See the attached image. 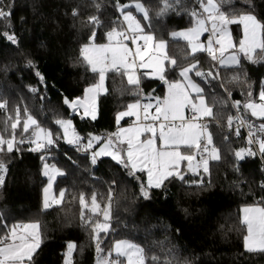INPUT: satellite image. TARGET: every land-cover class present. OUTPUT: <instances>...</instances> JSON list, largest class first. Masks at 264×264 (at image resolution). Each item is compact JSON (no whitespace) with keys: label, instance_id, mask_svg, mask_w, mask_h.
Segmentation results:
<instances>
[{"label":"trees","instance_id":"trees-1","mask_svg":"<svg viewBox=\"0 0 264 264\" xmlns=\"http://www.w3.org/2000/svg\"><path fill=\"white\" fill-rule=\"evenodd\" d=\"M141 2L149 8L152 17L150 27H146L148 21H141L145 32L150 31L156 40L163 39L167 56L179 65L172 71L174 66L166 62L165 79H177L180 67L197 60L198 71H211L216 77L204 80L192 73L212 109V116L205 118L204 124L208 125L220 159L209 160L208 173L201 169L194 174L184 166L183 181L170 178L161 189H150L149 197L144 198L140 194V182L146 185L145 173L137 171L129 176L123 166L109 157H98L93 165L90 150L78 152L73 145L59 139L46 161L63 173L54 181L60 203L45 209L43 152H31L28 144H20L19 151L8 153L5 146V151L0 152V161L7 168L0 185V235L6 231L4 224L39 221L42 242L33 254V264H64L69 242L75 245L71 264H97V243L101 256L114 239L120 238L143 248L146 264H264V253L248 252L244 248L245 225L239 215L241 205L259 204L264 199L260 187L264 173L257 156L236 159L235 152L243 148V139L228 131V117L234 116V109L243 108L249 92L252 98L256 95L264 77V58H261L264 52H258L255 63L241 57L239 66L228 68L217 67L207 52H200L193 59L187 43L171 37L170 33L193 25L190 14L199 9L197 0H179L178 4L169 0L172 7L160 17L155 14L162 0ZM217 2L230 18L252 12L264 21V0ZM117 3L132 5L129 10L141 19L142 14L134 8L135 0H3V5H12L13 28L5 27L9 21L0 20V99L8 101V111L0 110V134L5 138L11 136L10 122L8 131H4L5 120L14 117L16 106L21 109L26 106L42 127L54 133L59 128L55 120L71 119L83 138L82 143L86 144L88 133L97 136L111 133L116 126V112L128 102L152 98L162 91L160 80L143 75L144 71L139 72L137 88L128 84L122 72L111 70L105 75V91L98 96L95 120L70 112L63 105V96L70 99L81 96L84 88L97 79V73L89 69L80 55L81 46L90 42V37L93 42H103L109 30L126 26ZM73 9L78 10V15L72 14ZM91 16H97L100 24L89 23ZM13 30L18 37L17 45L2 35ZM231 30L237 38L238 24L232 23ZM26 59L32 60L36 67H27ZM36 71L45 77L46 85L38 83ZM29 86L39 91L32 93ZM236 101L238 107L234 106ZM22 132L21 123L15 134L17 141L22 138ZM81 194L87 205L83 220ZM93 194L100 205L97 214L90 212ZM105 207L109 211L110 228L94 240L92 225L97 220L104 222Z\"/></svg>","mask_w":264,"mask_h":264},{"label":"snow or ice","instance_id":"snow-or-ice-1","mask_svg":"<svg viewBox=\"0 0 264 264\" xmlns=\"http://www.w3.org/2000/svg\"><path fill=\"white\" fill-rule=\"evenodd\" d=\"M198 10L191 12L193 27L180 32H171L173 38L180 37L188 42L193 59L200 52H207L213 61L217 60L219 54V63L239 64V53L253 63L254 53L257 49L264 52V21H261L252 12H241L238 15L229 17L221 10V3L217 0H197ZM179 3V0H175ZM3 5V0H0ZM116 7L120 10L126 28L118 30L112 28L106 33L108 44L96 45L91 43L84 44L80 48V55L84 61L91 67L93 72L99 73L98 84L91 85L84 89V98L65 96L63 103L76 112L83 108V116L96 119L95 94L103 88L105 73L108 70L122 72L127 77L129 85L139 87L140 80L137 76L139 69H150L143 75L158 76L166 85L167 91L163 98L155 97V111L150 112L153 107L151 102L141 105L140 100L127 105L126 111L116 114V122L119 125L122 117H137L133 125L127 128H117L107 137H101L87 134V144L82 143V137L76 132L71 119H57L54 121L58 125V130L54 133L51 129L44 128L29 113L25 106L21 109L19 106L14 108V117L8 116L5 120L4 131H8L10 122L11 136L5 138L0 134V152L6 151L12 153L19 151V145L25 143L24 134H27V143L32 145L31 152H50L52 147L63 139L68 144L76 145L78 149L85 151L91 150V163L95 165L97 158L101 156H110L112 160L123 166L129 176H134L137 171L147 174V184L140 182V194L144 198L149 197V191L152 188L161 189L165 181L172 179L184 180L181 163L186 162V171L198 173L201 169L204 173L209 171V160H219V150L213 145L212 135L208 131V125L202 123L204 117L212 116V109L205 103L204 90L201 88L190 73H195V77L207 80L215 79L211 71H198L199 61L191 63L186 67H180L179 76L181 80L169 82L165 79V63L174 67H179L174 59H170L166 52V42L163 39L156 40L149 31L145 34V28L141 21H148L151 25V14L148 7L141 0H135L134 8L137 13L142 14L141 19L129 10L132 5H120ZM172 7L169 0H162V6L156 12L160 17L166 14ZM12 5L0 6V20L9 21L6 28H13L10 23ZM72 14L78 15V10L73 9ZM23 22V18H21ZM239 22L243 26V36L239 39V47L233 44L228 25ZM89 23L99 25L100 20L97 16L89 17ZM211 25V35L208 38L207 45L200 42V35L209 31L208 25ZM2 35L12 45L18 44V37L15 31H4ZM95 32H93V37ZM142 43H138L141 42ZM131 44L133 47H129ZM217 45L218 47H214ZM234 51L225 57L227 49ZM264 58V57H261ZM26 66L35 68L36 65L30 59H26ZM38 83L46 85L45 77L36 71ZM29 91L37 93V87L29 86ZM138 95V93H137ZM230 96L231 93H228ZM248 101L244 104L246 110H250L253 116L264 117V82L261 83L259 93L260 102L256 103L252 99V93H248ZM43 99V97H42ZM151 101V97H150ZM234 106H239V101L234 102ZM189 115H185V110ZM0 110L8 111V101L0 99ZM141 111L143 117L141 119ZM233 117H228V124L231 127ZM22 123V138L17 141L15 138L18 125ZM241 121V124H244ZM251 127V126H249ZM62 130V134L61 131ZM260 133H264V124L259 126ZM237 134L239 129L237 128ZM249 145L258 144L259 153L264 156V137L256 135L249 131ZM144 137V138H142ZM95 141H100L96 149L92 148ZM256 153L251 147L241 148L235 152L237 160H242L245 155L254 156ZM199 156V158H197ZM48 159L41 156L43 163V175L48 177V185L44 188L43 208L48 209L52 204H58L60 201L54 197L50 199L49 193L52 182L57 175L63 173L55 165H49L44 162ZM69 159H71L69 157ZM7 171L6 165L0 161V185L4 182V173ZM139 181V177H136ZM261 190L264 191V183L261 184ZM64 191L61 190L60 196L63 197ZM111 193H109V199ZM259 204H264L262 199ZM257 205L247 206L242 209V222L246 225L247 234L243 236V246L248 252L264 253V207ZM81 216L83 220V209L87 207L84 195H80ZM100 205L96 202V195L93 194L90 212L97 214ZM103 221L97 220L92 225L93 239H98L101 232L107 233L110 228L109 211L103 209ZM6 229L3 235H0V264H33V253L40 247L42 242L40 223L17 222L11 226L4 224ZM75 245L68 243V251L65 253V264H71V254ZM114 251L117 257L126 259V264H145L144 249L139 245L128 240H118L115 242ZM98 259L97 264H120V261L110 258H100L101 248L97 243ZM111 253H109V256ZM153 260L156 257L152 258Z\"/></svg>","mask_w":264,"mask_h":264},{"label":"rangeland","instance_id":"rangeland-1","mask_svg":"<svg viewBox=\"0 0 264 264\" xmlns=\"http://www.w3.org/2000/svg\"><path fill=\"white\" fill-rule=\"evenodd\" d=\"M205 2H206V0H205ZM189 28H191V27H188L187 29H189ZM185 30V29H184ZM178 32H180V31H178ZM146 33H148V32H145V34ZM92 40H93V38H92ZM88 43H90V42H88ZM88 43H86V44H88ZM91 43H94V44H96V45H101V44H108L109 43V41H108V39H107V36H106V39H105V41H103V42H93V41H91ZM129 47H133L131 44H129ZM166 52V51H165ZM89 66V65H88ZM89 69L91 70V67L89 66ZM111 70V69H110ZM110 70H108V71H110ZM140 71H146V72H150L151 70L150 69H139L138 70V72H137V76H138V78H139V80H140V75H139V72ZM97 73V79H96V81L94 82V83H92V84H90V85H88V86H86L85 88H88V87H90L91 85H95V84H98V82H99V73L98 72H96ZM105 75H106V73H105ZM147 76H149V77H153V78H156V79H159V77L158 76H151V75H147ZM125 79H126V81H127V77L125 76ZM104 80H105V78H104ZM169 82H171V81H174V80H168ZM160 82H161V80H160ZM84 88V89H85ZM105 91V85H104V82H103V88L102 89H100L96 94H95V106H96V114H97V100H98V96L101 94V93H103ZM166 91H167V88H166V85L164 84L163 85V88H162V91L159 93V94H157V95H155V96H153L152 98H151V101H150V98H146L145 100H141V99H134V100H131L130 102H128L127 103V105L129 104V103H134L136 100H140V103H143V102H145V103H149V102H151L152 104H153V107L152 108H150L149 109V111L150 112H154L155 111V103H156V101H155V97H160L161 99L163 98V96H164V94L166 93ZM78 97H81L82 99L84 98V92H83V94L81 95V96H78ZM142 105V104H141ZM127 110V106L125 107V108H123V109H119L117 112H116V114L118 113V112H121V111H126ZM83 108H80L79 110H77L76 111V113H78V114H80L81 116H83ZM116 114H115V123H116V125H117V122H116ZM185 115L187 116V113H186V110H185ZM84 117V116H83ZM142 117H143V112L141 111V119H142ZM89 118H91V117H89ZM125 118H127V120H128V122L126 123V122H124V119ZM64 119H67V118H64ZM137 120V117H135V116H131V117H128V116H126V117H122L121 118V120H120V123H119V125H117L116 127H115V129L111 132V133H113V132H115L116 130H117V128L119 127V128H127V127H129L130 125H133L134 124V122ZM61 133H62V130H61ZM108 136V135H107ZM106 136V137H107ZM142 138H144V137H142ZM66 142V141H65ZM86 144H87V142H86ZM100 144V141H95L94 143H93V145H92V148L93 149H96L97 148V146ZM70 145H72V144H70ZM90 155H91V150H90ZM101 157H109V158H111L110 156H101ZM101 157H99V158H101ZM112 159V158H111ZM44 162H46V163H48L49 165H54V164H52V163H49V162H47V161H44ZM116 162V161H115ZM56 166V165H55ZM184 166H186V162H182L181 163V169H183V167ZM57 167V166H56ZM58 168V167H57ZM59 169V168H58ZM61 171V170H60ZM42 174H43V163H42ZM45 177V183H44V186H43V188H42V206H43V201H44V188L48 185V177H46V176H44ZM56 179V178H55ZM55 179L53 180V182H52V186H51V190H50V193H49V196H50V199L52 198V197H54V198H56V199H58L59 200V197L55 194V192H54V181H55ZM145 183L147 184V174L145 173ZM258 204V203H257ZM257 204H245V205H241L240 207H239V215H240V218H241V220H242V217H243V213H242V209L244 208V207H247V206H253V205H257ZM52 205H54V204H52ZM259 206H262V207H264V205H262V204H259ZM27 222H33V221H26V222H22V223H27ZM17 223V222H16ZM247 234V228H246V225H245V235ZM118 240H127V239H122V238H120V239H114L113 241H112V243H111V247H110V249L107 251V252H105L103 255H101V256H99L100 258H105V257H107V258H110V259H115V260H118V261H120V264H126V259L125 258H123V257H117V255H116V253H115V251H114V246H115V242L116 241H118ZM128 241H130V240H128ZM132 243H134V244H136L135 242H133V241H131ZM138 245V244H137ZM67 251H68V247H67V249H66V251H65V253H67ZM109 253H111V255L109 256ZM34 254V253H33ZM97 259H98V257H97ZM96 262H97V260H96ZM64 264H65V259H64ZM146 264V263H145Z\"/></svg>","mask_w":264,"mask_h":264},{"label":"built area","instance_id":"built-area-1","mask_svg":"<svg viewBox=\"0 0 264 264\" xmlns=\"http://www.w3.org/2000/svg\"><path fill=\"white\" fill-rule=\"evenodd\" d=\"M138 43H142V41L138 42ZM143 104H146V103L143 102ZM186 113H187V115L190 114L187 109H186ZM241 121H244L245 123L241 124ZM204 122L205 121L203 118L202 123H204ZM261 124H264V119L262 120V119H258V118L253 117L250 114H248L246 111H244V109H242V108H235L234 109L233 122L231 124V127L228 126V131L231 132V134L235 137H242L243 143H244L243 148H245V149H247L249 147L252 148V150L256 153L255 156H257V158L259 160L260 169L264 173V156H261V154L259 153L258 144L253 143V144L249 145V143H248V139H249L248 134H249L250 130L253 131L256 135L264 137V133H260L258 131L259 126ZM249 126H251V127H249ZM237 128L239 129V134H237ZM101 137H104V136H101ZM24 139H25L24 144H28L31 148L32 145L27 143V136ZM73 148L76 149L78 152H89V150L85 151L82 148L78 149L76 145H73ZM43 154H44V156L48 157V159L51 157L49 152H43ZM245 156H247V155H245ZM197 158H199V156H197Z\"/></svg>","mask_w":264,"mask_h":264},{"label":"crops","instance_id":"crops-1","mask_svg":"<svg viewBox=\"0 0 264 264\" xmlns=\"http://www.w3.org/2000/svg\"><path fill=\"white\" fill-rule=\"evenodd\" d=\"M236 24H238V32H239V36L237 37V38H234V36H233V33H232V30H231V24H229L228 25V30H229V32H230V34H231V37H232V41H233V44L236 46V49H238V47H239V39L240 38H242V36H243V26L241 25V24H239V22L237 21L236 22ZM126 25V24H125ZM127 27V25L126 26H124L123 28H126ZM189 27H193V25L192 26H189ZM122 28V29H123ZM188 27H186V28H183V29H181V30H179V31H183L184 29H187ZM208 28H209V31H207V32H203V33H201V35H200V42H201V44H203V45H207V42H208V38H209V36L211 35V31H210V29H211V25L209 24L208 25ZM118 30H121V29H118ZM180 38V37H179ZM180 39H182V40H184L183 38H180ZM186 43H187V45H188V42L186 41V40H184ZM214 47H218L217 45H214ZM188 49H189V51L191 52V49L188 47ZM165 51H166V48H165ZM234 51V49H231V48H229V49H227L226 51H225V57H227L228 55H230L232 52ZM260 50L259 49H257L256 50V52L254 53V59H258L259 58V55H258V52H259ZM239 55V64H240V62H241V57H245L244 55H243V53H239L238 54ZM246 58V57H245ZM215 62H216V65H217V67H219V68H228V67H237V66H239V64H224V65H221L220 63H219V54H218V56H217V60H215ZM111 71V70H110ZM180 71V70H179ZM144 72H146V71H144ZM190 75L192 76V73H190ZM145 76H147V75H145ZM147 77H149V76H147ZM193 77V76H192ZM149 78H151V79H156V78H153V77H149ZM182 78L180 77V76H178V78L177 79H175V80H181ZM157 80H160V79H157ZM262 82H264V77L261 79V83ZM199 84V83H198ZM163 85H164V83H163ZM201 86V85H200ZM202 88V87H201ZM260 91H261V84H260V86H259V88H258V90H257V92H256V95H255V97H253L252 99L254 100V102H256V103H259L260 102V98H259V93H260ZM146 98H150V96H147ZM137 99H140V98H137ZM142 101L144 100V99H141ZM248 100H246L245 101V103L247 102ZM205 103H206V105L208 106V107H210L208 104H207V102H206V99H205ZM244 103V104H245ZM142 105H143V103H141ZM244 106V105H243ZM211 108V107H210ZM242 109H244V111H246L248 114H250L251 116H253L252 115V113H251V111L250 110H246L244 107L242 108ZM209 117V116H208ZM208 117H204V119L205 118H208ZM253 117H255V118H258V119H264V117H257V116H253ZM124 122H128V120H127V118H125L124 119ZM117 126V125H116ZM115 126V127H116ZM110 134V133H109ZM107 135H105L104 137H106ZM257 204V203H256Z\"/></svg>","mask_w":264,"mask_h":264},{"label":"water","instance_id":"water-1","mask_svg":"<svg viewBox=\"0 0 264 264\" xmlns=\"http://www.w3.org/2000/svg\"><path fill=\"white\" fill-rule=\"evenodd\" d=\"M164 82L163 81H161L160 82V84H163ZM65 96H63V98H64ZM63 98H62V101H63ZM63 105L71 112V111H73L71 108H69L67 105H65L64 103H63ZM185 169H186V166H185ZM185 171L183 172V176H185Z\"/></svg>","mask_w":264,"mask_h":264}]
</instances>
